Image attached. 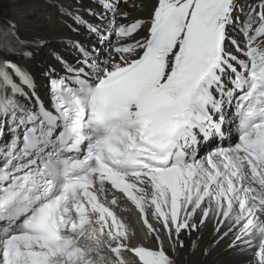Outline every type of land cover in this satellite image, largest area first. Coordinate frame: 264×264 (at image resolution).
<instances>
[{
  "label": "snow or ice",
  "instance_id": "6c2138e0",
  "mask_svg": "<svg viewBox=\"0 0 264 264\" xmlns=\"http://www.w3.org/2000/svg\"><path fill=\"white\" fill-rule=\"evenodd\" d=\"M43 5L0 15V264H264V0Z\"/></svg>",
  "mask_w": 264,
  "mask_h": 264
},
{
  "label": "bare ground",
  "instance_id": "6f19581e",
  "mask_svg": "<svg viewBox=\"0 0 264 264\" xmlns=\"http://www.w3.org/2000/svg\"><path fill=\"white\" fill-rule=\"evenodd\" d=\"M49 11L50 10L43 5V0H0V15H7L17 19L25 29L31 28L37 21L40 23L42 29L43 27L54 28L55 25L47 18ZM119 215L125 219L131 230L140 232L138 230L139 226L135 225L133 222L135 219L131 218V212L120 211ZM193 239H195V237H193ZM209 239L210 237L205 232L204 243L206 244ZM231 259L233 260V264H243L242 257H234Z\"/></svg>",
  "mask_w": 264,
  "mask_h": 264
}]
</instances>
